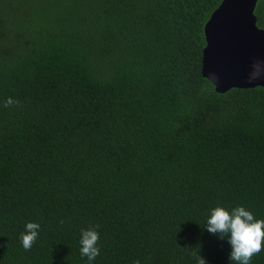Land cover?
<instances>
[{
    "label": "trees",
    "instance_id": "trees-1",
    "mask_svg": "<svg viewBox=\"0 0 264 264\" xmlns=\"http://www.w3.org/2000/svg\"><path fill=\"white\" fill-rule=\"evenodd\" d=\"M221 2L0 0V264H90L86 228L91 264H229L206 219L264 218V87L203 76Z\"/></svg>",
    "mask_w": 264,
    "mask_h": 264
},
{
    "label": "water",
    "instance_id": "water-1",
    "mask_svg": "<svg viewBox=\"0 0 264 264\" xmlns=\"http://www.w3.org/2000/svg\"><path fill=\"white\" fill-rule=\"evenodd\" d=\"M258 0H222L205 24L202 73L220 93L264 87V28Z\"/></svg>",
    "mask_w": 264,
    "mask_h": 264
},
{
    "label": "clouds",
    "instance_id": "clouds-1",
    "mask_svg": "<svg viewBox=\"0 0 264 264\" xmlns=\"http://www.w3.org/2000/svg\"><path fill=\"white\" fill-rule=\"evenodd\" d=\"M13 103L9 98L7 104ZM207 230L219 233L221 238L227 237L230 245L229 264H251L252 257L264 250V218L256 215L245 206L226 207L216 205L210 210L206 219ZM40 225L28 222L25 231L21 234V242L25 249H30L37 239ZM99 232L96 228L81 230L80 251L88 261H95L100 254L98 247ZM198 264H205L203 257L198 258Z\"/></svg>",
    "mask_w": 264,
    "mask_h": 264
}]
</instances>
